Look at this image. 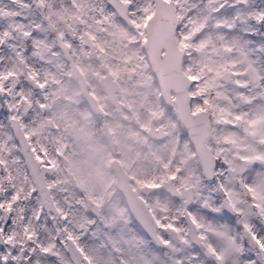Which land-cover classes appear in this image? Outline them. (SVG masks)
Masks as SVG:
<instances>
[{"label":"snow or ice","instance_id":"obj_1","mask_svg":"<svg viewBox=\"0 0 264 264\" xmlns=\"http://www.w3.org/2000/svg\"><path fill=\"white\" fill-rule=\"evenodd\" d=\"M0 264H264V0H0Z\"/></svg>","mask_w":264,"mask_h":264}]
</instances>
